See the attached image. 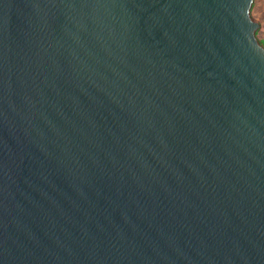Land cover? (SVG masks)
Returning <instances> with one entry per match:
<instances>
[{
    "label": "water",
    "instance_id": "1",
    "mask_svg": "<svg viewBox=\"0 0 264 264\" xmlns=\"http://www.w3.org/2000/svg\"><path fill=\"white\" fill-rule=\"evenodd\" d=\"M255 0H0V264H264Z\"/></svg>",
    "mask_w": 264,
    "mask_h": 264
},
{
    "label": "rangeland",
    "instance_id": "2",
    "mask_svg": "<svg viewBox=\"0 0 264 264\" xmlns=\"http://www.w3.org/2000/svg\"><path fill=\"white\" fill-rule=\"evenodd\" d=\"M251 17L260 25L256 37L260 44L264 47V0L254 1L251 10Z\"/></svg>",
    "mask_w": 264,
    "mask_h": 264
}]
</instances>
